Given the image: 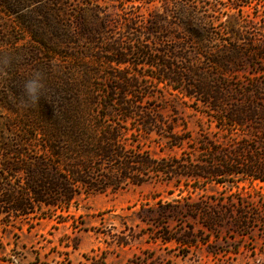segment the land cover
<instances>
[{
    "label": "rangeland",
    "instance_id": "obj_1",
    "mask_svg": "<svg viewBox=\"0 0 264 264\" xmlns=\"http://www.w3.org/2000/svg\"><path fill=\"white\" fill-rule=\"evenodd\" d=\"M230 2L33 0L22 7L0 0V67L5 70L0 88L13 86L16 70L42 75L53 62L79 72L124 68L135 83L128 98L164 119L147 137L130 136V130L127 147L138 138L154 158L183 166L176 170L182 175L169 179L150 172L141 185L126 181L116 191L80 193L67 211L56 209V215L66 216L63 222L56 215L8 223L0 216V264H264V181L234 174L218 182L202 175L229 157L264 164V53L258 51L264 52V3L251 0L233 8ZM45 11L51 14L48 22ZM189 30L193 43L187 41ZM89 31L104 37L92 41ZM39 36L63 47L58 56L35 41ZM228 38L247 39L256 51L249 61H240L237 53L229 72L205 70L209 79L228 85V106L255 103L256 118L236 127L219 121L225 113L212 110L204 97L191 96L185 82L163 76L165 63L180 54L184 57L175 63L207 66L205 52ZM117 39L121 54L111 47ZM6 57L11 58L7 65ZM169 127L184 137L180 145L171 142ZM169 236L193 244L164 242Z\"/></svg>",
    "mask_w": 264,
    "mask_h": 264
},
{
    "label": "trees",
    "instance_id": "obj_2",
    "mask_svg": "<svg viewBox=\"0 0 264 264\" xmlns=\"http://www.w3.org/2000/svg\"><path fill=\"white\" fill-rule=\"evenodd\" d=\"M11 1L25 7L33 0H1L3 4ZM257 1L256 4L264 3V0ZM250 3L251 0H231L229 5L240 8ZM44 13V22L50 21L51 14ZM63 13L59 9L58 14L62 16ZM87 34L92 41L104 37L90 31ZM35 41L53 56H58L63 49L43 36L35 38ZM187 41H195L190 30ZM112 43V50L121 54V41L117 39ZM258 51L264 53L261 48ZM64 52L67 53L66 50ZM255 52H252L249 40L239 43L228 38L220 47L205 52L207 66L195 61H189L186 66L175 63L174 59L180 57L182 60L184 57L180 54L172 62L165 63L163 76L168 75L176 84L185 82L191 96L204 97V102L211 105L212 110L225 113L218 118L223 124L243 126L256 118L255 103L242 101L228 106V85L222 79H209L205 70L214 66L223 73L229 72L238 60L235 58L237 53L242 56L240 61H249ZM0 72L5 70L0 67ZM15 74L17 80L12 87L0 88V108L5 111L0 114V216L3 221L55 217L56 209L67 211L80 193L105 192L109 187L116 191L126 181L141 185L150 172L156 175L163 173L165 179L182 175L181 172L176 173L179 167H183L179 160L156 159L147 150H142L138 138L151 135L164 119L151 110L138 109L136 101L128 98L135 86L130 71L109 66L79 72L53 62L42 73V96L37 104L28 106L22 103L23 84L31 74L20 70ZM175 89L182 88L175 86ZM13 91L17 97L12 95ZM113 112L117 120H111ZM130 130V136L138 138L133 139L128 148L126 134ZM168 133L171 142L182 143L184 137L177 136L171 127ZM243 148L238 149L241 151ZM229 158L219 160L218 170L213 167L202 175L218 182H223L218 179L234 174L264 181L262 162L249 160L241 164L235 158ZM188 175L201 174L191 172ZM56 216L59 222L65 221L66 216ZM184 236L189 238V234ZM172 240L186 246L193 244L176 236L163 238L164 242Z\"/></svg>",
    "mask_w": 264,
    "mask_h": 264
},
{
    "label": "clouds",
    "instance_id": "obj_3",
    "mask_svg": "<svg viewBox=\"0 0 264 264\" xmlns=\"http://www.w3.org/2000/svg\"><path fill=\"white\" fill-rule=\"evenodd\" d=\"M5 65L11 63V58L6 57L3 60ZM44 88L43 77L41 73L34 72L29 78H27L23 84V101L25 106L31 104H37L40 97L42 96V90Z\"/></svg>",
    "mask_w": 264,
    "mask_h": 264
}]
</instances>
